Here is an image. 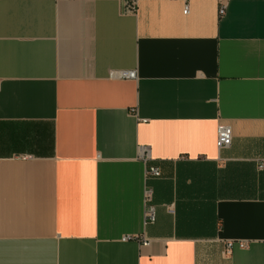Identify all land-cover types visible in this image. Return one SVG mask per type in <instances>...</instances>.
I'll return each instance as SVG.
<instances>
[{"label": "crops", "instance_id": "1", "mask_svg": "<svg viewBox=\"0 0 264 264\" xmlns=\"http://www.w3.org/2000/svg\"><path fill=\"white\" fill-rule=\"evenodd\" d=\"M184 5L0 0V264H264V0Z\"/></svg>", "mask_w": 264, "mask_h": 264}, {"label": "built area", "instance_id": "2", "mask_svg": "<svg viewBox=\"0 0 264 264\" xmlns=\"http://www.w3.org/2000/svg\"><path fill=\"white\" fill-rule=\"evenodd\" d=\"M184 13L187 14L189 12V0H184ZM136 2H133L130 7L131 10L135 9ZM226 12V4L221 3L219 7V15H223ZM112 77H120V78H134L136 77V71H113L110 74ZM233 139V131L229 124L220 123L217 129V140L216 144L218 148H227L231 145ZM141 158L145 163H148L150 159L149 149L146 146L141 147ZM262 166V165H261ZM147 173L150 176L159 177L161 176V171L157 166H149ZM152 200V190L148 189L145 192V201L147 203V208L145 210V219L147 222H155L156 220V210L155 206L150 202ZM127 239H137L140 240L143 245H149L150 239L143 234L142 236H126L124 240ZM235 244H238L240 247L247 246L246 242H236V241H227L225 243L224 254L228 255L232 252Z\"/></svg>", "mask_w": 264, "mask_h": 264}]
</instances>
